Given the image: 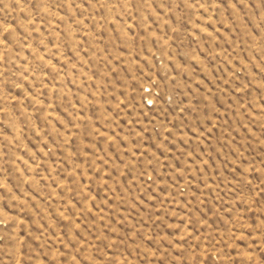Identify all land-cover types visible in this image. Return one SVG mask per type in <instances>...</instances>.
<instances>
[{
    "label": "rangeland",
    "instance_id": "1",
    "mask_svg": "<svg viewBox=\"0 0 264 264\" xmlns=\"http://www.w3.org/2000/svg\"><path fill=\"white\" fill-rule=\"evenodd\" d=\"M0 264H264V0H0Z\"/></svg>",
    "mask_w": 264,
    "mask_h": 264
}]
</instances>
